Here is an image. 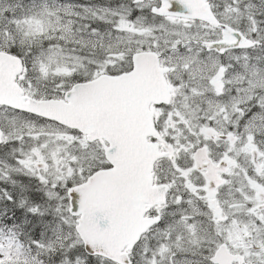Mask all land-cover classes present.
Wrapping results in <instances>:
<instances>
[{
    "label": "snow or ice",
    "instance_id": "obj_1",
    "mask_svg": "<svg viewBox=\"0 0 264 264\" xmlns=\"http://www.w3.org/2000/svg\"><path fill=\"white\" fill-rule=\"evenodd\" d=\"M0 264H264V0H0Z\"/></svg>",
    "mask_w": 264,
    "mask_h": 264
}]
</instances>
